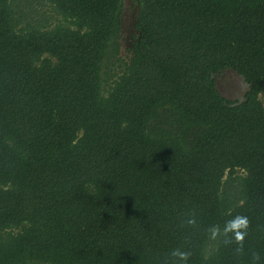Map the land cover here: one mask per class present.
Instances as JSON below:
<instances>
[{
  "label": "trees",
  "instance_id": "1",
  "mask_svg": "<svg viewBox=\"0 0 264 264\" xmlns=\"http://www.w3.org/2000/svg\"><path fill=\"white\" fill-rule=\"evenodd\" d=\"M122 8L0 0V264H264V0Z\"/></svg>",
  "mask_w": 264,
  "mask_h": 264
},
{
  "label": "rangeland",
  "instance_id": "2",
  "mask_svg": "<svg viewBox=\"0 0 264 264\" xmlns=\"http://www.w3.org/2000/svg\"><path fill=\"white\" fill-rule=\"evenodd\" d=\"M137 14L138 0H123L119 57L124 61L127 60L128 50L137 36L134 27ZM214 82L217 91L229 101H241L248 88L243 78L229 69L215 75ZM260 99L264 103V95Z\"/></svg>",
  "mask_w": 264,
  "mask_h": 264
},
{
  "label": "clouds",
  "instance_id": "3",
  "mask_svg": "<svg viewBox=\"0 0 264 264\" xmlns=\"http://www.w3.org/2000/svg\"><path fill=\"white\" fill-rule=\"evenodd\" d=\"M235 226H239L241 227L242 229H246L247 228V218L245 217H238L236 222H235ZM245 235V232L244 231H241V232H237L236 235H235V239L237 241H240L243 239V236ZM173 255H178L180 256L181 259H184L185 256H186V253H177V252H174Z\"/></svg>",
  "mask_w": 264,
  "mask_h": 264
}]
</instances>
